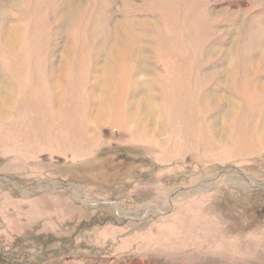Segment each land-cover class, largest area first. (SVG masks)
<instances>
[{
    "label": "rangeland",
    "instance_id": "rangeland-1",
    "mask_svg": "<svg viewBox=\"0 0 264 264\" xmlns=\"http://www.w3.org/2000/svg\"><path fill=\"white\" fill-rule=\"evenodd\" d=\"M263 56L264 0H0V264H264Z\"/></svg>",
    "mask_w": 264,
    "mask_h": 264
},
{
    "label": "bare ground",
    "instance_id": "bare-ground-1",
    "mask_svg": "<svg viewBox=\"0 0 264 264\" xmlns=\"http://www.w3.org/2000/svg\"><path fill=\"white\" fill-rule=\"evenodd\" d=\"M113 48H114V47H113ZM115 50H116V49H115ZM118 50H119V49H118ZM112 53H113V52H112ZM263 58H264V56L262 57V59H263ZM108 60H109V59H108ZM117 60H118V59H117ZM112 62L115 63V60H113ZM232 68H233V67H232ZM232 68H231V70H233ZM231 70H230V73H231ZM234 72H235V71H234ZM228 73H229V72H228ZM228 73H226V75H227ZM231 75H232V74H231ZM225 77H226V76H225ZM148 117H149V116H148Z\"/></svg>",
    "mask_w": 264,
    "mask_h": 264
},
{
    "label": "trees",
    "instance_id": "trees-1",
    "mask_svg": "<svg viewBox=\"0 0 264 264\" xmlns=\"http://www.w3.org/2000/svg\"><path fill=\"white\" fill-rule=\"evenodd\" d=\"M134 262H136V263H137L138 261H134ZM139 264H145V263H144V262H139Z\"/></svg>",
    "mask_w": 264,
    "mask_h": 264
}]
</instances>
